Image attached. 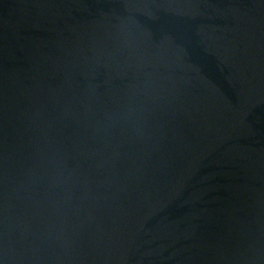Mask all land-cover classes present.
I'll return each instance as SVG.
<instances>
[{
    "label": "water",
    "instance_id": "water-1",
    "mask_svg": "<svg viewBox=\"0 0 264 264\" xmlns=\"http://www.w3.org/2000/svg\"><path fill=\"white\" fill-rule=\"evenodd\" d=\"M0 264H264V0H0Z\"/></svg>",
    "mask_w": 264,
    "mask_h": 264
}]
</instances>
